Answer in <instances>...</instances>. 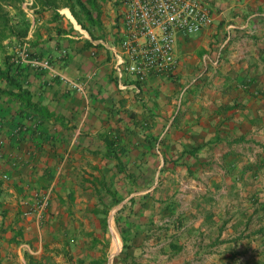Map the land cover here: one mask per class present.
<instances>
[{"label":"crops","instance_id":"obj_1","mask_svg":"<svg viewBox=\"0 0 264 264\" xmlns=\"http://www.w3.org/2000/svg\"><path fill=\"white\" fill-rule=\"evenodd\" d=\"M208 2L213 9L214 20L210 27L202 31V33L208 31L206 36L199 39L191 35L179 40L182 41L177 52L179 65L173 75L186 77L196 73L201 66L202 69L195 79L184 86L177 101V110L173 109L176 102L174 93L165 92L167 87L163 86L165 77H153L148 83L149 86L153 85L149 92L155 95L153 101L149 103L150 109L159 113L154 120L157 122L154 130H161L166 126L163 136L168 133L167 144L176 143L178 149L181 147L180 150H184L185 147H199L197 158H191L198 160L200 170L203 167L207 170L212 166L210 163L213 156V160L219 163L214 182L211 181L204 188V192H201L204 195L198 198L194 208L191 207L192 210L199 208L198 211H201L198 222L193 224V227L191 225L183 227L190 231L186 240L189 239L188 243L192 250H188L182 260L185 257L204 260L208 257H219L217 264H264V234L252 235L259 228H264V0H208ZM51 17L52 12L47 11L31 31L28 40L31 45V39L33 42L34 40L40 42L37 46L38 52L44 57L52 56L56 60L54 63L62 67L66 75L85 82L88 86V99L47 72L31 75L27 81L36 101H40L57 115H64L67 120L71 119V124L78 123L72 115L83 113L82 103L85 100L87 115L81 119L76 130H81L85 123V129L92 136L87 137L82 131L77 132L76 138L72 136V140L65 143L62 149L61 142L53 141L54 134L51 129L56 126L48 123L44 129L49 133L45 140L32 139L35 121H22L29 128L21 123L15 125L11 120L15 118L17 121L16 107L7 106L6 113L9 114L7 121H11L12 124L7 126L5 122L3 123L6 124V127H3L6 129L0 137V171L3 177L9 180L5 181L0 176L3 183L0 227L3 222L4 226L9 227L8 230L12 232L8 237L10 241L13 239V229H21L24 234V230L27 229L25 226L30 221V217L24 215L26 204H29V200L26 199L28 196L26 184L29 185L34 178H45L54 174L50 185L44 183L45 189L53 186V192L50 207L42 219L45 228L33 234L38 240L36 239L32 245L29 238L25 244L21 240L22 234L17 238L20 243L12 242L19 245V252L20 248L24 249L28 257L30 255L36 257L34 253H38L39 260H42L41 257L45 259L57 252L63 258L68 249L70 254L74 255L75 261L85 259L86 264H90L94 258L104 256V248H108V258L115 256L121 248L120 238L114 235L111 223L113 209L118 205L110 211L109 232L105 233L99 217L93 212L96 206L102 205L99 200L96 201L97 196L93 188H88L91 192L89 199L83 195L79 186L74 187V183L67 185L60 181L59 177L64 176L62 174L65 172L71 174L77 163L86 162L94 167L93 154L96 151L94 145L97 143L94 127H97L99 132H102V128L105 131L109 117V113L97 106L94 99L103 102L105 100L109 106L110 103H114L113 100L110 102L113 91L119 88L115 81L112 54L109 55L111 50L105 39H93L87 33L64 34L65 39L61 40L56 31L57 27L53 30V26L61 24L52 21ZM47 26H50V30ZM221 31L223 33L219 35ZM59 41H63L64 44H59ZM86 41L93 43L90 49H85ZM68 45L71 50L68 49ZM63 50H68L70 54L63 57ZM184 81L181 79L182 83ZM160 86L163 88L160 89ZM186 92L187 100L184 102L183 96ZM136 95L138 96L137 93ZM96 108L97 114L104 112L102 116L104 119L100 124H97L94 119L96 116L92 113L97 111ZM3 114L0 111V115ZM176 116L177 121L172 124ZM21 126L25 135L18 141L14 138V131ZM57 127L62 131L61 125ZM102 171L103 169L100 170ZM103 173L106 174L105 171ZM200 175L203 176L201 172ZM94 176L96 175L92 171L90 178ZM110 176L115 177L116 174L111 171ZM88 185L92 186L91 183ZM71 190L76 191L75 201H70ZM7 196H12L16 201L7 203L9 202H6L7 198L4 201ZM131 197L133 195L123 201L127 204ZM110 232L114 239L112 255L109 251L112 247L109 240ZM150 232L149 237L155 239L153 244H156V251L150 252L151 258L158 259L157 261L164 259L166 264L170 261L179 262L180 259H175L178 255L168 248L172 238L167 239L168 245L163 249L161 247L165 245L164 235ZM91 233L94 235H89ZM146 234L149 233L143 231L138 234V244L131 250L138 264H145L146 261L142 262L139 258L143 259L149 255V252L143 254L136 250L143 248L147 242L149 237ZM92 236L96 237L97 245L92 244ZM238 236L243 237L239 238L241 241L238 242V247L246 245L250 247L249 249H238L235 245L236 249L232 250L216 248L206 250L203 246L208 237L214 240V245H219L221 243L217 242L218 238L226 240L225 243H231L228 241ZM186 240L180 242L184 246L180 253L186 248ZM31 246L37 247V250H32ZM150 262L152 263V259ZM201 262L203 261L199 260L198 263Z\"/></svg>","mask_w":264,"mask_h":264},{"label":"trees","instance_id":"obj_2","mask_svg":"<svg viewBox=\"0 0 264 264\" xmlns=\"http://www.w3.org/2000/svg\"><path fill=\"white\" fill-rule=\"evenodd\" d=\"M24 1L25 0H0V111L4 113L3 115H0V136L4 129H6L3 127H6V124L7 126H9L8 124H12L11 121H13L15 125L21 123V125L29 128L27 124L22 122L28 120L29 122L35 121L36 124L33 130L34 134L31 135V138L38 141H44L49 134L48 131H45L44 129L47 128L48 123H53V126H56L51 129V132H53L52 134H54L53 141L56 143L61 142L62 146L60 147L63 149V145H66L65 143L71 141L72 134L76 130L78 124H71V119L67 120V117L64 115H57L53 111H50L46 105L35 100L34 92L27 79H29L31 75L45 74V71L28 66H18L13 61L14 52L11 50L14 48L16 49L19 44L28 39L33 26V20L29 17L28 12L23 6ZM106 1L107 0H34L33 8L35 25L45 16L47 11L52 12V21L60 22L63 17L61 9L69 8L78 23L88 31L93 39H105L103 3ZM73 29L74 25H72L70 30L57 26V33L61 37V40H64L65 38L63 35L71 34ZM119 30L120 27L117 29L118 35L120 33ZM97 31L100 34H98ZM182 37L185 39L188 38V36L185 35H182L181 38ZM118 39L119 37L116 41H118ZM31 42L33 53L37 56L44 57V55L42 53L40 54L37 50V46L40 42H37L36 40L33 42L32 39ZM58 43L62 45L63 41H59ZM92 45L93 43L91 41H86L85 49H90ZM64 51H66V54H63V57L70 54L68 50H63L62 52ZM47 57L52 58V56ZM51 60L56 62L53 58ZM171 76H173V74L167 77ZM150 79L136 80V83L140 88V92L137 93L140 98H144L145 93L148 90L150 91L151 86L148 85L149 81H151ZM115 81L119 88L117 77H115ZM7 106L16 107L17 121H15V118H12L11 121H7L9 116V114L6 113ZM153 110L154 109H148L147 112L145 111L141 114L132 111L129 114L131 119L136 123V129L127 123L124 127L121 125H116V127L110 126L105 131L100 132V137L102 138L106 149L105 156L114 162L113 170L115 171L113 172L116 176L109 177L110 174L106 173L102 175V177L94 176L86 180L92 184L91 187L94 190V194L99 199L100 204H102L100 207L96 206L93 212L99 217L103 232L105 233L109 232V215L111 209L127 198L121 195L115 187V181L118 179L117 174L120 176V174L123 173L129 184L133 186L140 185L139 179L141 177H147L148 180L143 184L144 186L145 184L148 185L147 187L150 188L157 182L156 173L161 166V161L158 158H160L161 155L164 156V162L163 166L160 168V173L168 170L171 165H181L182 163L179 164V161L183 158H186L184 160L185 167L187 166L188 170H192L187 163V157L191 156L197 158L199 147H185L184 150H181V153L178 154L176 143L167 144L166 140L168 133L166 132L163 136L166 126L161 130H154L157 127V122L154 120L159 116V113H156V111L153 112ZM78 114L79 113H76L72 115V117L77 120L81 113ZM120 116L117 120L119 124L123 121V119H120ZM177 118L178 116L175 117L172 124L177 121ZM103 119L104 118L100 116V120ZM4 122L6 124H3ZM58 125L62 126V131L58 130ZM138 129L141 132H138ZM23 132L25 131H22V126L19 127L17 133L14 134V138L18 141L21 140L25 135ZM131 133H133L138 139H130L129 136ZM139 133L142 135L140 136ZM126 134L127 136H125ZM36 140H34V143ZM136 153H140V156H137ZM149 157L156 158L155 162L149 160ZM151 161H153L152 164H150ZM147 168H151L153 173L144 175L142 171ZM138 169H140L139 173H137ZM53 179L54 174L45 177L48 185H50ZM163 179L164 178L159 177L158 181L160 184L164 182ZM2 184V180H0V206H2L1 198L3 196ZM49 187L50 186H48L47 189ZM159 190H161V187L157 186L148 194L131 197L128 203L116 212L115 222L123 239V250L115 257L114 264H138L131 253V250L138 244L137 240L140 232H150L152 231L153 226H157L163 231H170L181 226L184 227L186 221L185 213L176 211L175 207L179 200L174 197L175 192L173 193L171 192L172 190H170L172 195H169L168 193L170 192H167L169 190L168 188L160 195V197L153 198ZM177 190L178 189H176V192ZM69 194L70 201H75L77 197L76 191L74 192L71 190ZM149 209H151V212H149ZM165 216H172V218L170 217L166 220L167 217L163 218ZM159 218L161 219V223ZM158 220L159 222H157ZM2 224V232H7L9 227L4 226V222ZM22 234L23 232L21 229H13L12 241L20 243L17 238ZM92 234L94 235V233L89 235ZM178 234V232H171V236L173 237L168 246V248L172 249L175 253L180 252L184 247L181 243H177V237H179ZM256 234L260 236L263 235L264 228H259L252 235L254 236ZM240 236L231 241L244 237V235L243 237ZM96 240V237L92 238L93 245H97ZM225 241L226 240H221L220 238L217 239L218 243H225ZM107 249L108 248H104L103 257L94 258L90 264H108L109 258ZM65 257L71 264H86L87 262L85 259H78L75 261L74 255H71L68 249ZM51 259L52 257H46L42 261L33 255H30L29 264H48ZM0 264H5L1 252Z\"/></svg>","mask_w":264,"mask_h":264},{"label":"rangeland","instance_id":"obj_3","mask_svg":"<svg viewBox=\"0 0 264 264\" xmlns=\"http://www.w3.org/2000/svg\"><path fill=\"white\" fill-rule=\"evenodd\" d=\"M118 1L119 0H107L106 2L103 3V8H104L103 9V19H104V24H105L104 25V28H105V33H104L105 34V40L104 41L106 42V44H109V45H111L113 42H116V39L119 37L117 29L121 25V21H122V17H123V9H122V5H121L120 1L119 2ZM61 12L63 14V17H62V20L59 22L61 24L60 27L70 30L72 25H77L78 29L75 28V26H74V29L72 30L71 34L82 35V34L88 33V31H86L85 29L80 27V25L78 24L76 19L73 17L71 11L68 8H62ZM34 17H30V18L33 21H35ZM47 27L50 30V26H47ZM53 27H54L53 30H56L55 28L57 26H53ZM216 28H214V29H216ZM81 29H83L84 31L81 32L80 31ZM218 30H219V28H218ZM207 32L208 31H204L202 33V31H201L197 34H194L192 37L203 39L206 36ZM222 33H223V31H221L219 33V35H221ZM217 37H219V36L217 35ZM180 38L181 37H179V40H180ZM179 40L177 43V48H178L179 44L181 46L182 41L179 42ZM62 44H64V42ZM70 48L71 47L68 46V49H70ZM11 51L14 52L15 48ZM109 53H110L109 55L111 56V52H109ZM201 69H202V66L199 67V69H198V71H196V73H193V75H189L186 77L183 75L182 76L178 75L176 77L174 75L171 77H165V79H164L165 83L163 84V86H167L166 90H165L166 93H168V92L174 93L173 97H175L176 102H175V106L173 105V109H175V111L177 110V105H178L177 101L180 98L181 93L183 92L184 86L187 83H189V81L195 79L197 74H199L201 72ZM181 79L185 80L184 83L181 82ZM163 86L162 87L160 86V89H162ZM36 88H37V86H36ZM152 88H153V85H151V89ZM123 90H126V91H122L120 89H115V91H113L112 94L114 96L112 95V99L110 100V102L113 100L114 103H110V105H109L110 109H108L109 106L106 104L107 101L105 102V100H104V102H103L97 98L94 99V101H95L94 103H96L97 106L104 108L105 111L109 113L108 114V116H109L108 120L106 121V124H105L106 128H108L110 126L116 127V125L117 126L121 125L124 127L128 123V125H130L131 127L136 129V123L134 120L131 119V116L129 114L132 111L139 113V114H141L145 111L147 112L148 109H150L149 103H151L153 101V99L155 98L154 93L152 94L151 92H149V90L145 93L144 98H140L139 96H137L136 92L133 89L127 88V89H123ZM160 91H162V90H160ZM80 98H82V97L80 96ZM183 99H184V102H186L187 92L183 96ZM91 100H93V97L91 98ZM83 101H84V103H82V105H84L83 113H81L77 119L78 125L82 121L81 119H84V117L87 115V112H86L88 110L86 108L87 104H86L85 100H83ZM92 102L93 101H91V105L93 104ZM98 108H96L97 111L92 112V113H94L96 117L98 115V118L94 117V119L97 122V124H100V122L102 120H100L99 116H103L104 112L101 111V112H99L100 114H97ZM119 116H120V119H123V121H121V124H119L117 121ZM85 122L87 123V121H85ZM78 125H77V127H78ZM82 126H83V128L81 130L77 129L74 131V133L72 134V136H74V138H76V136H77L76 133L80 132V131H82V133H84L83 135H85L87 137L92 136L90 134V132L87 129H85V123ZM138 128H141V127H138ZM16 130H17V128L14 131L15 133H17ZM94 131H95V137L97 139L96 142L98 143V144L96 143L94 145V147L96 149V151H94V154H93V156L95 157V163L93 165L94 167H92V165H90V164H87L86 162H83L82 164L77 163L75 169L72 171L71 174L70 173L66 174V172H65L64 174H62L64 176L59 177V180L63 181L65 184L67 183V185L74 183V185H73L74 187L76 185L79 186L80 191L83 192V195H85L89 199H90L91 192L88 191V188H90L91 186L88 185V184H90V182L87 181L86 179H90V177L92 175V171H94V175H96V176L102 174L104 171L106 173H109V174H111V171L112 172L115 171V170H113L114 162H112L111 160H109L105 156V150L106 149L104 147V142H103L102 138L100 137V132L98 131V128L94 127ZM101 131L103 132V128L101 129ZM138 132H141V131L138 129ZM139 135L141 136L142 134L139 133ZM125 136H127V134ZM129 137H130V139L131 138L132 139H138L133 133H131ZM78 138L80 139V137H78ZM71 140H72V138H71ZM83 149H85V148H83ZM180 149H181V147H180ZM180 149H178V151H177L178 154L181 153ZM84 153L86 154V152H84ZM79 155H81V154H79ZM136 155L140 156V153H136ZM77 158H78V156L76 157V159ZM187 158H188L187 163H188L189 167L190 166L194 167L192 170H188L187 166L185 167L184 160L186 158H183V159H180V161H179V164L182 163L181 165H178V166H172L171 165V167L168 170L160 173V168L163 166V162H164V156L161 155L160 158H158L161 161L160 162L161 166L159 167V169L156 173V179H157L156 181L157 182H156V184H154L150 188L147 187L148 185L145 184V186H144V184H143L144 182H146L148 180L147 177H141L139 179L140 185L133 186V185L129 184V182L126 179V176L123 173L120 174V176H118V174H117L118 179H117V181H115V187L118 189V192L121 195H123L124 197H129L131 195L135 196V195H141V194L142 195L148 194L155 187L160 186L161 190L157 191V193L155 194V196L153 198L160 197V195L162 193H164L166 191V189L169 188V190L167 192H170V190H172L171 192H173V193L175 192L174 197H176L177 200H179L177 206L175 207L176 211L180 212V213H185V220H186L185 225H187L188 227L191 225L193 227V224L198 222L201 211H198L199 208L192 210L191 207H193L195 204H197V200L200 196L204 195V193L203 194L201 193V192H204V188L207 187L211 181L214 182L216 171L219 170V168H218L219 163L216 162V160H213L214 159V156H213V158L211 157V163H210V164H212V166H210L207 170L205 167H203V169L200 170L198 168L199 162L197 159L191 158V156H189ZM155 159L156 158H150L149 157V160H153L154 162H155ZM153 161H151L150 164H152ZM95 167H99V169H97ZM102 169H103V171L100 172V170H102ZM77 170H78V172H77ZM139 172H140V169L137 170V173H139ZM200 172L203 176L200 175ZM142 173H144V175H145V174L153 173V171L151 170V168H147L146 170H143ZM160 174H161V176H160ZM0 176L3 177V173H1V171H0ZM100 177H101V175H100ZM109 177H111V176H109ZM159 177L164 178L163 179L164 182L162 181L163 183H161V184L158 181ZM3 179L5 181L9 180L8 178H4V177H3ZM34 180H36V181H34ZM34 180L32 179V181L30 183H28L29 185L26 184L27 193H28V196L26 197V199L29 200V204H26V207H25L26 209L30 205L33 204L34 193H36V192L41 193L45 189L44 188V183L46 182L45 178H38L37 177V178H34ZM176 189H178L177 192H176ZM130 192H131V194H130ZM171 192L168 194L172 195ZM6 198H7V200H6ZM5 200H6V202L9 201L7 203H10V201H12V200L16 201L15 198L12 199V196L5 197L4 201ZM98 200L99 199H97V197H96V201H98ZM127 201H129V200H127ZM125 204L126 203L124 202L123 205H125ZM117 208H118V206H116L114 208L115 210L113 209V213L115 211L117 212L120 209V208H118V209ZM116 212L114 213V215L112 214L111 223H112V227L114 229L113 230L114 235L116 234L120 238L121 248H120V250L117 251V253L113 257L112 261H110V264H114L115 257L117 255H119L121 253V251L123 250V239L120 235L119 229L117 228L116 222L114 221V217H115ZM149 212H151V209H149ZM29 217H30L29 218L30 221L27 220L28 224H27V226H25L27 229L24 230V234L21 237V240L23 243L26 244L27 243L26 239L30 238L31 244L33 245V243L38 240L37 238H35L33 236V234L35 232L39 231V229L43 230V228H45V225H44L45 223L43 224V222H44L43 220L38 221L35 214H33ZM170 217L172 218V216H165L163 218H166V220H168ZM159 220L161 223L160 218H159ZM159 220L157 222H159ZM38 224L40 225V227ZM181 227H176L175 229H172L170 231H165V230L163 231L160 228H158L157 226H155V227L153 226L152 227V233H154V234L161 233L164 235L165 245L161 248L166 249L165 246L168 245V243H166L167 239L173 237V236H171V232L172 233L173 232L179 233L178 234L179 237H177V243L185 242L190 231H188L186 228H183V227L181 228ZM148 233L149 234H146L147 237H149L151 235L150 234L151 232H148ZM10 235H12L11 230H7V232H4V233L1 232V230H0V252H1V255L3 258V262L5 264H29V257L27 255V253L25 252L24 249H21V248H20L21 252H19V245H17L16 243H13L12 241H10L8 239V237H10ZM236 235H238V234H236ZM211 236L213 237V235H211ZM2 239H4V240H2ZM152 239L153 238L149 237L147 242H145V245L143 246V248L136 249L138 252L140 251L143 254L149 252L148 257H144L143 259L139 258L140 261H142V262L146 261L145 264H166V261L164 259L157 261L158 259L151 258L150 252L156 251V244H153V241H155V239L154 240H152ZM109 240H110V243L112 246V247H110L109 251H110V255H112V252L114 249V246H113L114 245V239H112V232H110V239ZM188 241H189V239L186 240L187 244H186V248L184 249L183 252H181V253L180 252H177V253L174 252L175 254L178 255L175 257V259L176 260L180 259L179 262L173 263L174 261H170L169 264H189V263L190 264H194V263L199 264L198 263L199 260L203 261V262H201V264H217V263H219V260H220L219 257L218 258L217 257L216 258L208 257L205 260L203 258H201V259H197V258L188 259L187 257H185L184 260H182V258L187 255L188 250H192ZM240 241L241 240L239 239V240H235V241H230L231 243L226 242V243H221L219 245H214L213 244V243H215L214 240H211V237L210 238L208 237V239H206L203 242V246L206 250L216 248V249H223L224 251H226V250L236 249L235 245H237V247H238V242H240ZM112 243H113V245H112ZM215 246H217V247H215ZM31 248H32V250H35V251L37 250V247L34 248L33 246H31ZM239 248L244 250V249H249L250 247L245 245V247L239 246L238 249ZM170 250L172 251V249H170ZM34 255H36V257L38 259H40L38 257V255H39L38 253H34ZM50 257H52V259H51V261H49L48 264H66L64 262H68V259L66 257L62 258L60 256V254H58L57 252L50 254ZM43 258L44 257H41L42 261L44 260ZM151 259H152V263L150 262ZM171 260H173V259H171Z\"/></svg>","mask_w":264,"mask_h":264},{"label":"built area","instance_id":"obj_4","mask_svg":"<svg viewBox=\"0 0 264 264\" xmlns=\"http://www.w3.org/2000/svg\"><path fill=\"white\" fill-rule=\"evenodd\" d=\"M119 1L123 9L119 39L109 45V48L119 88H130L136 93L140 92L136 83L138 79L175 74L179 65V37L197 34L210 27L214 20L213 9L207 0ZM33 4L34 0H25L23 3L29 17H34ZM80 27L82 28L81 25ZM75 28L78 29L77 25ZM34 29L33 22L32 30ZM51 59L34 54L28 39L16 47L13 57L16 65L50 73L88 99L87 84L66 75L62 67ZM52 192L53 186L41 193L36 192L33 204L25 210L24 215L35 214L38 221L42 220L50 207Z\"/></svg>","mask_w":264,"mask_h":264},{"label":"water","instance_id":"obj_5","mask_svg":"<svg viewBox=\"0 0 264 264\" xmlns=\"http://www.w3.org/2000/svg\"><path fill=\"white\" fill-rule=\"evenodd\" d=\"M125 201H123L120 205H118V208L124 204ZM117 210V209H116ZM115 213V212H114ZM113 213V214H114ZM114 257V256H113ZM113 257H110V261H112ZM110 264V263H109Z\"/></svg>","mask_w":264,"mask_h":264},{"label":"clouds","instance_id":"obj_6","mask_svg":"<svg viewBox=\"0 0 264 264\" xmlns=\"http://www.w3.org/2000/svg\"><path fill=\"white\" fill-rule=\"evenodd\" d=\"M69 9V8H68ZM70 10V9H69ZM72 13V12H71ZM73 15V14H72ZM74 17V16H73ZM75 18V17H74ZM76 19V18H75ZM77 21V20H76ZM35 23V21H33ZM78 22V21H77ZM79 24V23H78ZM80 25V24H79ZM36 26V25H35ZM75 26V25H74ZM83 28V27H82ZM84 29V28H83ZM87 31V30H86Z\"/></svg>","mask_w":264,"mask_h":264}]
</instances>
